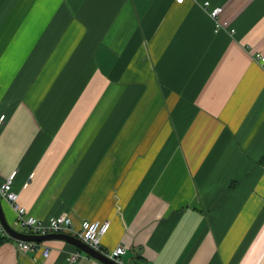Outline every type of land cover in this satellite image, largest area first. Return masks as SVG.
Listing matches in <instances>:
<instances>
[{
  "label": "crops",
  "instance_id": "1",
  "mask_svg": "<svg viewBox=\"0 0 264 264\" xmlns=\"http://www.w3.org/2000/svg\"><path fill=\"white\" fill-rule=\"evenodd\" d=\"M202 1L0 0V186L110 222L123 264H264V0ZM19 243L0 223V264L101 263Z\"/></svg>",
  "mask_w": 264,
  "mask_h": 264
},
{
  "label": "built area",
  "instance_id": "2",
  "mask_svg": "<svg viewBox=\"0 0 264 264\" xmlns=\"http://www.w3.org/2000/svg\"><path fill=\"white\" fill-rule=\"evenodd\" d=\"M179 4H183L186 0H176ZM198 1V0H197ZM204 10L211 16L215 21L217 28L226 26L227 23L221 22L220 15L222 13L221 7L212 8L209 1H202L199 3ZM234 32V30H231ZM255 59L260 62L264 67V54H256ZM6 116L0 118V129L5 122ZM16 172H13L6 181L0 186V197L10 203L17 213L16 225L18 228H25L35 235H47L51 233L58 234H69L72 235L85 243L95 250L107 254L116 262L123 264L121 261L122 255L126 253V247L119 246L112 254L106 253L102 250L101 240L110 229V222L90 221L85 220L81 223L79 228L75 227L73 219L67 214H63L58 217H52L48 222L31 215L28 210L21 206L19 203V194L13 190V181L15 179ZM19 246L24 252H38L43 246L39 242H26L20 241ZM50 249L45 247L43 249V255L48 257ZM80 257V253H74L70 256L71 262H76ZM102 264V263H99Z\"/></svg>",
  "mask_w": 264,
  "mask_h": 264
},
{
  "label": "water",
  "instance_id": "3",
  "mask_svg": "<svg viewBox=\"0 0 264 264\" xmlns=\"http://www.w3.org/2000/svg\"><path fill=\"white\" fill-rule=\"evenodd\" d=\"M0 223L2 224L7 234L18 241L42 243L50 240H64L71 244H74L75 246H77L78 248H80L81 250H83L84 252H86L87 254H89L91 257L98 260L102 264H120L115 260H113L112 258H110V256H108L107 254L93 249L84 241L69 234L51 233L47 235H35V234L23 233L16 230L8 223L5 217L1 197H0Z\"/></svg>",
  "mask_w": 264,
  "mask_h": 264
},
{
  "label": "rangeland",
  "instance_id": "4",
  "mask_svg": "<svg viewBox=\"0 0 264 264\" xmlns=\"http://www.w3.org/2000/svg\"><path fill=\"white\" fill-rule=\"evenodd\" d=\"M26 230V229H25Z\"/></svg>",
  "mask_w": 264,
  "mask_h": 264
}]
</instances>
